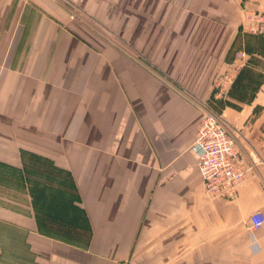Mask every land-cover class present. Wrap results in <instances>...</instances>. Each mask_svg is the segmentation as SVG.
I'll return each mask as SVG.
<instances>
[{"label":"crops","instance_id":"crops-1","mask_svg":"<svg viewBox=\"0 0 264 264\" xmlns=\"http://www.w3.org/2000/svg\"><path fill=\"white\" fill-rule=\"evenodd\" d=\"M243 1L264 10V0H0L10 171L0 186L30 183L27 154L71 187L0 189V264H264V223L255 252L248 230L252 213L264 216V113L238 139L261 156L234 199L209 200L196 168L200 117L239 51L263 62L241 74H262L251 102H264V40L241 33ZM64 197L63 219L48 215Z\"/></svg>","mask_w":264,"mask_h":264},{"label":"rangeland","instance_id":"rangeland-1","mask_svg":"<svg viewBox=\"0 0 264 264\" xmlns=\"http://www.w3.org/2000/svg\"><path fill=\"white\" fill-rule=\"evenodd\" d=\"M251 13H255V14H260V15H264V10H261L259 8L254 7L252 4L248 3V2H241V7H240V14H241V20H240V25H241V33L244 35H249L252 37H256L259 39L264 40V32L259 34V33H255L252 30V26L249 23V18H250V14ZM243 26V27H242ZM239 52H243L246 56V63L247 65L249 64V62H252L254 64H256L258 67H262L263 62L261 60L255 59V57L253 56H249L248 53H246L245 51H239ZM238 52V53H239ZM237 53V54H238ZM237 54L236 57L234 58L233 62L229 65V68L227 69L226 73L224 75H226L225 77L221 78L219 82H221V86L223 85H228V83L232 82V84L230 85V87L228 86L226 89V92L224 95L222 96H218V91L217 89H215V84L213 85V95H212V100L206 105V109L209 112H212L213 114H215L220 120L221 122L224 124L227 132H229L231 134V136L234 138L235 143H236V148L238 153L240 154V156H242L245 164L247 167H249L252 171V176H253V166H254V161L252 160V158H258L261 155H259L258 152H254V150L248 152L246 150H242L240 148V146L238 145V139L241 138V136H243V129L246 126H249V124L256 119V117L261 114L262 112L264 113V102H250V101H246L244 102V100H249L252 96H254V93L257 92L258 90V86L257 83L260 80V74L261 73H256L254 72V74H252L251 72H249L250 75H248V73L244 72L243 74H241L243 68L245 67V65L240 69V71L235 75V78H231L229 79V74L232 75L234 73V68H232V64L235 63V59L237 58ZM251 59H254L253 61ZM251 60V61H250ZM258 61V62H254V61ZM245 63V64H246ZM253 64V65H254ZM246 65V66H247ZM250 66V65H248ZM240 73V74H239ZM223 75V76H224ZM262 75V74H261ZM238 76V77H237ZM232 77V76H230ZM234 79V80H233ZM224 82H226L224 84ZM256 89V91H255ZM230 96H232V98L234 99H242L243 101H237V100H232L230 98ZM214 97V98H213ZM261 103V104H260ZM245 111H251L252 116L248 115V117L246 116L244 119H240L238 122V119L235 118L234 116L237 115L235 113H237V111L239 110H243ZM250 113V114H251ZM234 115V116H233ZM256 116V117H255ZM264 120V119H263ZM263 122V121H262ZM262 124V123H261ZM259 148V152L262 151V149L260 147ZM25 165L22 166L20 170L21 173L25 172L28 175H32L33 179L30 181H26V183L24 182L23 178H20L21 183H14V182H10V184H1L0 189L6 191V193H8L7 195H17V194H21V191L24 189V185H26L29 189V184H31V190H34L33 193L35 192L36 195H43L44 194L49 195L51 194V192L56 191V188H60L63 189L64 191H69L71 189L69 182L63 181V175L61 173H57L55 171H53L51 168V166L44 164L43 162L39 161L38 157H34L33 155H27V154H23L22 155ZM25 169V171H24ZM10 172V171H9ZM8 173L4 172V171H0V176L1 175H7ZM42 172H44L43 174H47V175H43ZM42 174V175H40ZM22 176V174H20ZM251 175L249 174V177ZM18 178V177H17ZM11 186V191H8L7 188L8 186ZM42 185H44V187H42ZM46 185V186H45ZM15 186V188L13 189L12 187ZM47 190H46V189ZM21 190V191H19ZM52 195V194H51ZM17 198V197H16ZM22 205H25L23 202V199H17ZM68 198L64 197V202L59 206L60 210L58 211H53V212H48V214H56L59 213L60 214V218L63 219V214L67 210V202ZM35 205H37V203H33ZM50 206V205H49ZM54 204H51L50 207H53L52 209H57L58 206L54 207ZM62 224V223H60ZM82 227H83V223H82ZM77 235H75L78 239L84 240L85 237V233L83 230L77 231L76 232ZM87 233V230H86ZM0 253H1V249H0Z\"/></svg>","mask_w":264,"mask_h":264},{"label":"built area","instance_id":"built-area-1","mask_svg":"<svg viewBox=\"0 0 264 264\" xmlns=\"http://www.w3.org/2000/svg\"><path fill=\"white\" fill-rule=\"evenodd\" d=\"M249 16L252 30L255 33H263L264 15L251 13ZM239 29L242 30L241 25H239ZM246 59L247 56L243 52L237 54L235 63L232 64L234 73L232 75L228 73L229 79L235 78V75L245 65ZM226 75L221 76L214 83L218 96L224 95L227 87L232 84L230 82L228 85L221 86L219 81ZM195 143L200 150L196 168L203 180L206 197L209 200L221 201L234 199L239 187L252 177V171L238 153L234 138L227 132L221 120L212 112L204 110L201 115L195 135ZM263 223L264 216L260 211L250 215L248 230L253 252L257 250V244L252 233L259 230Z\"/></svg>","mask_w":264,"mask_h":264},{"label":"trees","instance_id":"trees-1","mask_svg":"<svg viewBox=\"0 0 264 264\" xmlns=\"http://www.w3.org/2000/svg\"><path fill=\"white\" fill-rule=\"evenodd\" d=\"M247 72H248V71H247ZM247 72H246V73H247ZM239 74H240V73H239ZM252 74H254V73H252ZM248 75H250V74L248 73ZM237 77H238V76H237ZM260 77H261V78H260L259 82L257 83V86H258V87H259V83H260V81H261V79H262V75H261V74H260ZM255 91H256V89H255ZM254 94H255V93H254ZM252 98H253V96L250 98V100L247 99V100H244V102H246V101H250V102H251V101H252ZM260 130H261L262 133H264V120H263V122H262V124H261V126H260ZM48 215H52V214H48ZM53 216L55 217L56 214L53 215Z\"/></svg>","mask_w":264,"mask_h":264}]
</instances>
